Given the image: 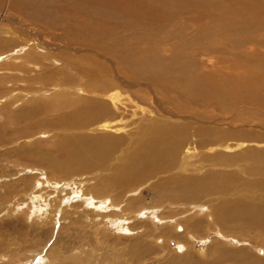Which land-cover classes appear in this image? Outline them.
Returning a JSON list of instances; mask_svg holds the SVG:
<instances>
[{"label": "bare ground", "instance_id": "obj_1", "mask_svg": "<svg viewBox=\"0 0 264 264\" xmlns=\"http://www.w3.org/2000/svg\"><path fill=\"white\" fill-rule=\"evenodd\" d=\"M77 1L78 0H76V2ZM194 1H196V3L201 6L217 5L218 7V5L221 4L220 2L221 0H83L82 2L83 4L80 5L81 9H86V5H89V3L91 5V3L93 2L94 6L90 7V9H92V13L98 14L96 16L102 20L101 23H103V26H101V28L100 27L96 28L92 26L94 21L96 20L94 19L93 21H91L90 27H86L85 25L82 27V24L77 19L75 23L77 25L78 30H74L75 31L74 36L80 39L94 38V40H101L103 34L110 33L106 30L108 24L116 23L124 20H130L137 23L143 22L145 23V25H151L153 22L157 20H164L165 18H170L172 10L174 11L179 10L180 6L189 5ZM253 1L254 0H245L244 3L253 4ZM7 2H6L7 4L4 3L0 4V71L4 68L5 65H7L8 68H11V70L14 67H16L15 69L16 70L18 69L17 70L18 72L20 70H24L23 80L26 83V85L23 88H25L26 90L22 94H24L23 97L25 96L24 97L25 103L22 102L24 104L23 110L22 112H20L21 114H17L18 115L17 119L23 117L22 120H24L25 122L24 124L28 125L31 122L33 123L36 119L40 118L41 113H44L46 110L49 109L57 110L56 108H54V106L50 104L51 100H53L54 104L56 105L61 104L63 105V107H69L71 109H75V112L72 111V113L74 112L73 115L76 113L77 119H75V121H69L70 122L69 126L71 128H75L74 131H76L77 129L79 130L85 129L86 131H90L91 129H93L94 131L96 129L100 131L98 135L95 136V138H92L91 135H89L88 133L87 134L75 133L76 135L72 137V140L69 143H64L63 145H61L60 147L61 150L58 155H56V153L50 155L48 153L45 154L48 156H46L45 161L42 162L48 164L49 167H51L57 174L63 175L65 177H70L69 173H75V174L78 172L89 173V171H91V169L93 168L95 169L98 168L99 172H104V171L109 172L108 174L105 175L106 176L105 179L97 182V184L94 186V189L91 186L85 188V183L83 182L77 183L75 180H74L75 182H71V180H69L66 183V185L64 184L65 186L61 191V193L63 194V198L61 197L62 198L61 199L59 197V199H61L62 202L63 200H66L65 202L68 201L73 202L72 205L74 208L75 207H83L85 209L89 208V210L93 212V215H97L96 217H99L101 219L100 221H98L97 224L92 225L93 228H95L100 224L103 225L107 224L108 226L118 227L120 231H127L128 234L137 232V235H133L131 239V243L128 244L130 245L129 247L130 253L128 257L132 262L142 258H146L152 255V253L154 252L157 253L159 251L162 253V251L165 250L164 245L159 244L163 242V238L156 239L155 242L157 244H153V242L151 244L149 241H146V238L152 237L154 232L156 234L165 235L167 239L175 238L184 242L187 240L186 238L188 234H192L194 235V237L195 236L199 237L198 235H200L202 231L205 232V230H210V231L213 230L217 234L213 238V240L209 242L204 252L197 250L196 246L191 241L188 240V244L178 243V250H180V253L172 251L174 253H171L170 255L167 256L160 255V258L158 259L159 260L162 259V262L159 260L158 261L161 262V264H264V247L261 246L258 247L256 245H253V243H251L249 240H246L242 237L235 238V235L231 234L237 232L242 235L246 234L249 237L255 235L256 239L264 242V151L262 150L255 151L252 148H248L249 145H251L252 143L249 144L244 141L239 142L238 144L235 145H229V144L218 145L216 144L215 140L213 141L212 144H210V142L205 139L199 142L196 141L195 143L190 142V139L192 137H190L189 135H192L193 137L202 136L204 133H206L208 128L207 126H203V127L200 126L196 129L195 134L189 133L191 129V125H194L196 121L198 122L200 120L195 115H189L186 114L185 112L179 113L177 111L179 110L177 107V101H178L177 98L179 96L172 94L170 95V93L166 91L167 86L170 84H172L175 87L174 91L188 88L186 86V82H184V76L187 75L196 78L197 83L195 84V88H199L200 86L203 87L202 90L198 93L199 97H197V98H201L202 92H204V86L206 83H208L207 78L204 75L203 71L200 73L199 69L197 70L192 69L191 65L195 66V64L192 61H190L191 64H189V62L178 64L179 66L177 69L172 67L174 66L172 56L175 57L178 56L177 52L174 51L175 50V48H173L174 45L173 47L170 45L174 49L173 50L174 55L173 54L171 55V61L165 62L164 64L161 62L160 59L157 58H156L157 60L154 61L155 52L154 53L151 52L153 56H151L150 54L143 55V51L147 52L150 49L143 50L142 48L140 50L138 46L137 48H135L138 51L135 52L133 49L123 48L119 44L111 45V47L109 48L106 47V44H103L101 47L102 48L105 47V49H107L109 53H104V52L99 53L95 50V52L102 59L92 58L93 60H89L87 56L89 54L85 55L84 53L79 55L81 59L80 58L72 59L77 57L76 53L73 54L74 52H80L83 49L78 47L74 48L72 46L63 47L61 45L62 43L61 44L58 42L55 43L53 39L52 40L48 39L47 35H45L44 32H41L40 27H42L44 23L49 24V20H50L49 18L50 16L53 15V14L50 15L49 13L45 14V10L43 9L45 8L44 3L42 6L43 8H41L39 11H37L34 8L32 13L30 14L32 16L31 17L30 15L26 14V13L29 14V9L31 6L27 4L25 0H8ZM86 2H88V4ZM34 7H36V5ZM260 9H261V13L264 14V5H262ZM47 12L48 10L46 9V13ZM55 14L57 15V13ZM77 14H75V17L77 16ZM59 15L60 14L58 12V16ZM78 15L80 17V14ZM58 16L57 17L55 16L56 18L54 19L52 18L53 20L51 19V21H53L52 23L54 26H50V27H55V29L45 26L46 29H48L52 33L56 32L58 30L57 26H59L62 23V21H64L63 17L61 16L58 17ZM195 16L192 19L188 18V20L192 21L197 19L198 17ZM41 22L43 23V25ZM83 28L87 30H84ZM206 28L203 27V29ZM60 32L62 33L63 31ZM19 43L20 44L23 43V44L19 46ZM33 43H35L36 45ZM35 46L36 48H38L39 51L50 50V52L48 53L45 52L47 53L46 55L43 56L45 59L48 58V56L50 58V56L53 57L54 55H58V54L61 57L65 55L67 57V58H63L64 59L63 63L58 67L56 71L54 70L55 72L46 73V74L44 73V80L46 81V83L45 82L44 83L48 86L44 84L40 86L38 85L37 87H35L36 85L32 86L31 84L34 83V81L32 82L31 77L34 78L33 77L34 74L32 76V74L28 73L26 70L27 68H29L28 65L30 64H28L29 60H25V58L33 57L34 54H28V53L31 50L29 48ZM131 47H133V44L131 45ZM10 49H13L12 52L8 53L6 56L1 54L4 53V51L6 50L9 51ZM90 49H87V51L88 52L92 51V49L91 50ZM197 49L198 50L196 51L198 53L202 51V48L198 47ZM169 51L171 50L169 49ZM213 51L216 52V50ZM114 55L117 56L118 59H120L114 62L121 64L122 66L121 70L124 72L123 74L115 73L114 75L112 71L110 72L112 74H109L110 67L108 65L110 64V61L113 60ZM36 58H38V56H36ZM42 59L43 58H41V60ZM173 59L177 60L175 58ZM49 60L48 62L52 65V63ZM32 61H34V59ZM38 61L40 62V59ZM114 62H112V64L115 65ZM48 70L46 72H48ZM74 70L78 72L76 76L86 75V77L89 79L88 84L94 88L91 89L93 91L90 90L89 94H87L86 97H80L77 99V101L72 99L73 98L75 99V97L77 98L79 96L78 91L83 90L84 92H87V90L84 85L85 83L82 84L83 87L76 86V88L75 86H73L74 88H70L65 85L66 84L65 81L68 78L76 79L75 76H73ZM29 74L31 75V77L28 76ZM9 76L11 77V75ZM91 79L94 80V82H91L90 81ZM18 82L19 81L15 83L20 85L21 82L20 83ZM6 87L8 88L9 86ZM123 88L126 89L125 91H129L131 89L132 92L130 94L126 92L125 94ZM87 89L89 90L90 88ZM238 89L240 91L238 90V92H235V95L232 97L233 101L229 102L231 103L232 106L237 107L239 104L245 101H250L251 103H253L252 92L247 94V92L242 91V89L240 88ZM166 94H168L167 96L169 98L164 97V95ZM132 95L136 99H139V101H141L142 103L144 101L146 102L151 101L150 106L148 105V107L149 108L153 107V110H151L152 117L150 118L152 121L149 124H145L139 127V129L136 132L137 135L136 139L132 137V135H129L130 138L127 139L125 137L123 138V136L120 135V132H122L123 129H125V127H121L117 125L118 123L120 124V122H116L119 119V117L122 115L121 114L122 107L127 106L126 104L128 102L126 101L137 102L138 104L134 102L132 103L141 107L140 109H142V113L141 112L139 113H141L142 116H139V118L137 119H142V120L139 121L138 124L143 121V115H145V110L143 108L145 106L142 107V104L139 101H136ZM54 96H58L59 98H56ZM166 101L169 103V105L166 103ZM247 103L248 102H246L245 104ZM16 105L18 106V104ZM126 112L129 111L127 110ZM134 113H136V111H134ZM17 115L15 113H12L10 114V116H8V118L14 119V116ZM175 118L177 119L181 118L184 121L186 120L187 122L176 123L173 121V119ZM122 119L123 118H120V120ZM95 124L97 125L94 128H92V126H94ZM134 124L137 123L134 122ZM63 125L61 127H63ZM55 126L56 125H54V127ZM10 128L11 127H9V129ZM16 129L17 128H15V130ZM15 130L13 133H15ZM68 130L71 131V129L69 128ZM113 131L115 132L120 131V132H118L119 134L117 135L116 134L111 135L109 132H113ZM20 133L22 134V132ZM20 133L18 132V134ZM220 135H222V133ZM126 143L129 145L132 144L129 149L123 146ZM212 145L214 146L211 147ZM206 146L207 148L211 147L212 149L211 151H219V153L216 154H214L213 152L205 153L203 151L202 153L199 154L202 157L200 158V160H202L203 162L205 160L211 163L212 166H216L217 168H208L207 172L204 175H200L201 174L200 171H203L206 165L204 166L201 165V167H198L196 164L197 162L195 163L193 162L192 156L193 155L194 156L196 155L197 157L199 156L196 153L194 154L192 153L198 151L199 149H203ZM221 149L222 150L224 149V151L226 152L239 150V149L243 151L239 153H237L238 151L233 152L232 155L229 154L225 155L220 151ZM6 155L7 153L5 151L4 156ZM21 158L22 156H20V159ZM240 158L245 159V161L247 159L248 161L247 163L245 162L246 165L240 163V165L243 166L240 167L239 171L237 170L228 171L222 168L223 166L231 167L234 165H238L236 162L239 161ZM108 159L110 160L113 159L112 160L113 163L109 164L107 162ZM38 160L41 159L39 158ZM190 168L192 169L191 170L192 174L187 172L190 170ZM29 169L30 168H28L27 170ZM23 170L25 169L23 168ZM45 172H48V170ZM50 172L51 171H49V173ZM52 173L51 175H53ZM193 173H197V175ZM243 173H246L248 176L246 177L243 176ZM150 178H157L158 182L157 184H155L154 188L157 191H159V193L162 195L161 196L162 199H166L168 201L170 200L171 201L169 202L170 204L172 205L176 204V206H178L177 209L179 210L175 211L176 213H178L176 216L168 219L163 216L166 213L165 212L163 213V210L161 211L160 208H144L141 214L137 215V216H143V220H139L138 218L135 219L136 216L135 218L133 217L136 214V212H134L133 210V206L139 201H141V196L134 195L132 198H126L127 196L126 194L136 184L141 183V181L143 182L144 180ZM45 179H47V177L44 176L41 182L42 184L45 182ZM48 181L50 182L51 179L50 180L48 179ZM72 186L73 188L74 187L78 188V190L72 189L73 191H76L75 194L77 192H81L84 194V196H80L81 195L80 194L79 199H77V197H74V195H69L70 191L68 190H70L69 187ZM108 187H111L115 191V193L110 192ZM20 190H22V188ZM40 190L42 191V188ZM58 196H60V194H58ZM51 197L54 198L53 195ZM207 197L208 198L211 197L212 204L209 206L206 205V203L205 204L200 203ZM36 198L38 197L36 196ZM32 201L34 202L33 199ZM49 202L51 203V201ZM105 202H107L108 204ZM178 202L180 203L177 204ZM30 204L32 205V203ZM58 204L60 205L61 203ZM41 206L44 207V205ZM56 209L59 210L58 208ZM38 210H36V213L37 216L40 218V216L43 214L39 213L41 214L39 215ZM51 210H55V209L51 208ZM72 211L74 210L72 209ZM94 211H97V214ZM53 212L55 213V211ZM125 212L132 213L133 216L130 214H124ZM188 215L189 217L186 220L182 219V217H187ZM37 216L35 217L36 219ZM179 217H181V220H179L180 219ZM93 218L97 219L94 216ZM45 219L46 218H44L43 220ZM155 221L158 223H156ZM46 222L48 221L46 220ZM205 222L208 224L207 226L205 225ZM42 223L44 222H41V224ZM173 223L176 224L181 223L184 226H186L185 228L186 233H178V234L174 233V226L170 225ZM160 224H164V225L159 226ZM105 227L107 226L104 225V228ZM139 233L140 235H138ZM110 235H112V233ZM232 238L235 242H239V243L236 245L232 241ZM248 246H251L252 248H249ZM250 249L255 251L260 257H255V258L251 257L249 255L251 253ZM84 255L86 256V253H84ZM5 257H8V254L7 256L5 255ZM77 257L76 254H72L69 258L65 257L64 258L65 260L60 261L58 264H69V260H71V264H74L76 260L79 259V258L77 259ZM54 259L55 257H53V259H48V257L45 256V258H43L42 260L44 261L47 260L48 262L49 261L51 262V260ZM97 259H99V257H97ZM93 260L94 258L91 259L89 264H94V262H92ZM105 260L106 258L103 260L104 263L102 264H107L105 263ZM87 261H85L84 264H86Z\"/></svg>", "mask_w": 264, "mask_h": 264}, {"label": "rangeland", "instance_id": "obj_2", "mask_svg": "<svg viewBox=\"0 0 264 264\" xmlns=\"http://www.w3.org/2000/svg\"><path fill=\"white\" fill-rule=\"evenodd\" d=\"M7 1L8 0H0V4L1 3L7 4L8 3ZM25 1L27 4L31 6L30 7L28 5L30 9H29V14L26 13L27 15H30L34 10V8L37 11H39L41 8H43L42 7L43 3L45 4V8L47 6L46 9L48 10V12L46 13V9L43 8L45 10V14L49 13L50 15L52 14L54 15V17L53 15L50 16L49 24L44 23L43 25V23L41 22L43 26L40 27V30L41 32H44L45 35H47L48 39L50 40L53 39L55 43L57 42L60 44L62 43L61 45L63 47L72 46L74 48L78 47L83 49L80 52H74L73 54L76 53L77 57L72 59L80 58L79 55L83 53L85 55L89 54L87 55L89 60H93L92 58L102 59L95 52V50L99 53L102 52L109 53L104 46H103L104 48L101 47L103 44H106L107 48L111 47V45L119 44L123 48H131L135 52L138 51L137 49H135L138 46L140 50L142 48L143 50L150 49L151 51L150 50H148L147 52L143 51V55L150 54L151 56H153L151 52L153 53L155 52L154 61L160 59L161 62L164 64L165 62L171 61V55L172 54L174 55L173 48H175L174 51L177 52L178 56L177 57L172 56L173 65H174L172 67L177 69L179 66L178 64H183L188 62L189 64H191L190 61H192L195 64V66L191 65V68L195 70L199 69L200 73L203 71L208 82L204 86V92H202L201 98H197V97H199L198 93L202 90L203 87L200 86L199 88H195V84L197 83L196 78L187 75L184 76V82H186V86L188 88L174 91L175 87L172 84L167 86L166 91L170 93V95L172 94L179 96L177 98L178 99L177 107L179 110L177 111L179 113L185 112L186 114L189 115H195L200 120L198 122L196 121L194 125H191V129L189 133L195 134L196 129L200 126L202 127L207 126L208 128L206 133H204L202 136L193 137L192 135H189L190 137H192L190 139V142L195 143L196 141L199 142L205 139L208 140L210 144H212L213 141L215 140L216 144L218 145L221 144L235 145L238 144L239 142L244 141L249 144L252 143L251 145H249L248 148H252L255 151L257 150L264 151V143H263L264 142V14L261 13V9H260L262 5H264V0H254L253 4H248V3L245 4L244 3L245 0H221L220 1L221 4H219L218 7L217 5H214L215 7L212 5L201 6L197 4L196 1H194L189 5L180 6L179 10L176 11L172 10L170 18H165L164 20H157L153 22L151 25H145V23L143 22L137 23L130 20H124V21L108 24L106 30L110 33L103 34L101 40H94V38L80 39L74 36L75 33L74 30H78L77 25L75 23L77 19L82 24V27L84 25L86 27H90L91 26L90 23L94 19H96L94 21L95 24L93 23L92 26L96 28L98 27L101 28V26H103V23H101L102 20L96 16L98 14L92 13V9H90V7L94 6L93 2L91 3V5L90 3L89 5H86V9H81L80 5L83 4L82 3L83 0L81 1L78 0L79 3L78 1L76 2V0L74 1L73 0H25ZM86 3L88 4V2ZM35 5L36 7H34ZM57 9L60 10L58 11ZM57 11L60 14L59 16ZM55 13H57V15ZM77 13L80 14V17ZM75 14H77L76 17ZM195 15L198 17L197 19L192 21L188 20V18L190 19L194 18ZM55 16L56 17L61 16L64 19V21H62V23L59 26H57L58 30L56 32L58 33L56 32L52 33L48 29H46V27L55 29V27H50V26H54L52 23L53 21H51V19L56 18ZM64 22L66 25L64 24ZM203 27L204 28L207 27V28L203 29ZM83 29L87 30L85 28ZM60 31L63 32L61 33ZM22 44L19 43V46H21ZM84 44L86 47L84 46ZM132 44L133 47H131ZM170 45L172 47L174 45V47L172 48ZM88 47H90L92 51L93 50L94 51L88 52L87 49H90ZM198 47L202 48V51L199 53L196 51L198 50L197 49ZM13 49H10L11 51L6 50L4 51V53L1 54L6 56L8 53L12 52ZM29 49H31L32 51L30 50L28 54H34L33 57L25 58V60H29L28 64H30L28 65L29 68H27L26 70L28 73L32 74V76L34 74L33 77L35 78V79L32 78L30 74L28 75L29 77H31L32 82L34 81V83H32L31 85L32 86L36 85L35 87L43 84L46 85L45 84L46 81L44 80V73L46 74V73L55 72L58 69V67L63 63L64 61L63 58H67V57L66 55L61 57L58 54V55H54L53 57L50 56V58L48 56V58L45 59L43 56L46 55L48 52H50V50L39 51L38 48H36V46L30 47ZM169 49L171 51H169ZM213 50H216V52ZM36 56H38V58H36ZM41 58L45 60L43 59L41 60ZM52 58L53 59L55 58L54 60L56 62ZM173 58L177 60H174ZM33 59L34 61H32ZM39 59L40 62L38 61ZM47 59L48 60L50 59L49 61L52 63V65L48 62ZM116 60H120V59H118V57L114 55V58L111 61L114 62ZM111 61L110 64L108 65L110 67L109 74H112L110 73L111 71L114 73V75L115 73L123 74L124 72L121 70L122 68L121 64L114 62L115 63L114 65L112 64ZM34 63L37 64L35 65ZM15 68L16 67H14L11 70V68H8V66L5 65L4 68L0 71V77H1L0 78V95H1L0 127L1 126L3 127L0 128V166H1L0 167V205H1L0 206V252H1L0 264H10V263L37 264L39 261L41 262H39L38 264L41 263L58 264L60 261L65 260L64 259L65 257L69 258L72 254H76V257L79 256L77 257V259L78 258L79 259L76 260L74 264L77 263L84 264V262L87 260L88 261L86 262V264H89L91 259L93 258L94 260L92 262H94V264L104 263L103 260L105 258H106L105 263L107 264H128V263L129 264H161L162 259L160 260L158 259L160 258V255L167 256L174 252L180 253V250H178V243L188 244V240L191 241L196 246L197 250H200L201 252L205 251L209 242L212 241L217 234L213 230L212 231L205 230V232L202 231V233L198 235L199 237L196 236L194 237V235L188 234L186 238L187 240L184 242L175 238L167 239L165 235L156 234L154 232L152 237L146 238V241H149L151 244L152 242L153 244H157L155 240L158 238H163V242L159 244L164 245L165 250H163L162 253L159 251L157 253L154 252L152 253V255L146 258H142L132 262L128 257L130 253L129 250L130 245L128 244L131 243V239L133 235H137V232L129 233L130 234L129 235L127 231H120L118 227L108 226L107 224H104L107 226L105 228L103 224H100L95 228H93L92 225L97 224L98 221H100L101 219L99 217H96L97 215H93V212H91L89 208L87 209L83 207L74 208L72 205L73 202L71 201L65 202L66 200H63L62 202L61 199L63 198V194L61 193V191L69 180H71V182L76 181L77 183L83 182L85 183V188L91 186L94 189V186L97 184V182L105 179L106 178L105 175L108 174L109 172L107 171L99 172L98 168L96 169L93 168L91 169V171H89V173L88 172H82V173L78 172L76 174L69 173L70 177H65L63 175L57 174L51 167H49L48 164L42 162L45 161L46 156H48L45 154L48 153L50 155L56 153V155H58L61 150L60 149L61 145H63L64 143H69L72 140V137H74L77 133H86V134L88 133L89 135H91L92 138H95V136H97L100 131L96 129L94 131L93 129H91L92 131L91 130L86 131L85 129H80V130L77 129L76 131H74L75 128H71L69 126L70 123L69 121H75V119H77L76 113L73 115L75 109H71L69 107H63V105L61 104L56 105L54 104L53 100H51L50 104L54 106V108H56L57 110L54 109L46 110L44 113H41L40 118L36 119L33 123L31 122L32 125L31 123L28 125L24 124L25 122L24 120H22L23 117L17 119L18 118L17 114H21L20 112H22L23 110V105H24L23 103H25V98H24L25 96L23 97L24 94L22 93H24L26 90L25 88H23L25 87L26 83L23 80L24 70H20L21 72L20 71L18 72L17 71L18 69L16 70ZM47 70L48 72H46ZM74 71H73V76H75L76 79L68 78L65 81L66 82L65 85L70 88H74L73 86H75L76 88V86L83 87L82 84L85 83L84 85L87 90V92H84L83 90L78 91L79 96L77 98L75 97V99L74 98L72 99L77 101V99L80 97H86L87 94H89L90 90L94 88L88 84L89 79L86 77V75L76 76L78 72L75 71L74 73ZM9 75H11V77ZM17 81H19L18 83L21 82V84L19 85L15 83ZM90 81L94 82V80L92 79ZM13 85L16 86L14 87ZM6 86L9 87L7 88ZM87 88L90 89L88 90ZM238 88L242 89V91L247 92V94L252 92L253 103H251L250 101H245L239 104L237 107L232 106L231 103L229 102L233 101L232 97L235 95V92H238L239 90ZM123 89L125 94L126 92L129 94L132 92L131 89L129 91H125L126 90L125 88ZM12 93L13 94L15 93L17 96L15 94L13 95ZM167 95L168 94L164 95V97L169 98ZM9 96L11 97L14 96V97L11 98ZM54 97L59 98L58 96H54ZM134 99L136 101H139V99H136L135 97ZM126 102H128L126 104L127 106L122 107V113H121L122 115L116 121V122H120V124L118 123L117 125L121 127H125V129H123L122 132L120 131L118 132H120V135H122L123 138L125 137L128 139L130 138L129 135H132V137L136 139L137 138L136 132L139 129V127L145 124H149L152 121L150 118L152 117L151 110H153V107L151 108L148 107V105L150 106L151 101H147V102L144 101L143 103L139 101L142 104V107L145 106L143 107L145 110V115H143V121L138 124V122L142 120V119H137L139 118V116H142L141 114L142 109H140L141 107L136 105L138 104L137 102L134 101H126ZM246 102L248 103L245 104ZM166 103L169 105L167 101ZM16 104H18V106ZM128 105L132 107H129ZM127 110L130 113L126 112ZM72 111L74 112L72 113ZM134 111H136V113H134ZM12 113H15L17 116H14V119L11 118L12 119L11 122V119H9L8 116H10V114ZM120 118L123 119L120 120ZM173 121L176 123L187 122L186 120L184 121L181 118L180 119L175 118L173 119ZM134 122H136L138 125L134 124ZM54 125L56 126L54 127ZM62 125L63 127H61ZM96 125L97 124L92 126V128H94ZM65 126L71 129V131L68 130V128ZM9 127H11L10 128L11 130L9 129ZM15 128H17L16 129L17 131L15 130ZM14 130L15 133H13ZM18 132L19 133L22 132V134L21 133L18 134ZM118 132L113 131L109 133L111 135L113 134L117 135L119 134ZM221 133L222 135H220ZM131 145L126 143L123 146L129 149ZM213 146L214 145H212L211 147ZM211 147L207 148L206 146L205 148L199 149L198 151L192 153V154L196 153L199 156V157H197L196 155L192 156L193 162L194 163L197 162L196 164L198 167H201V165L203 166L206 165L203 171H200L201 173L200 175H204L207 172L208 168H217L216 166H212L211 163L205 160L204 162L200 160V158L202 157L199 154L202 153L203 151L205 153L208 152H213L214 154L219 153V151H211L212 150ZM7 149L9 150V152L11 150V152L9 153ZM239 150L226 152L224 151V149L223 150L221 149L220 151L225 155L226 154L232 155L233 152L238 151L237 153H239L243 151V150L240 151ZM5 151L7 153L6 156H4ZM20 156H22L21 158L22 160L20 159ZM39 158L41 160H38ZM112 160L113 159L111 160L108 159L107 162L109 164H112L113 163ZM239 161L236 162L238 165H234L231 167L223 166L222 168L228 171L230 170L239 171L240 167L243 166L245 162L247 163L248 160L246 159L245 161V159L240 158ZM240 163H242L243 165H240ZM23 168L25 170H23ZM26 168L27 169L30 168L31 171L30 169L27 170ZM47 170L48 172H45ZM191 170L192 169L190 168V170L187 172L191 173ZM49 171L51 172L49 173ZM51 173L53 175H51ZM193 174L197 175V173H193ZM44 176L47 177V179H45L44 182L46 184L41 183ZM243 176L246 177L248 175L246 173H243ZM48 179L49 180L51 179V181L49 182ZM157 182H158L157 178H150L144 180L143 182L141 181V183L136 184L131 190H129V192L126 194L127 195L126 198H132L134 195H138V196L140 195L141 201H139L133 206V210L134 212H136L134 216L132 215V213L129 212H125L124 214H130L134 218L136 216L135 219L138 218L139 220H143V216H137V215H140L142 210H144V208H160L161 211L163 210V213L164 212L166 213L165 215H163L165 218L169 219L176 216L178 213H176L175 211L179 210L177 209L178 206H176V204L173 205L170 204L169 203L171 202L170 200L168 201L166 199H162L161 197L162 195L159 193V191H157L154 188ZM21 188L22 190H20ZM41 188L42 191L40 190ZM69 188H70V190H68L70 191L69 195H74V197H77V199H79L80 194H81L80 196H84L83 193L77 192L78 194L77 193L75 194L76 191L72 190V189L78 190V188L76 187L73 188V186ZM108 188L110 192L115 193V191L111 187ZM27 194L29 195L30 198L28 197ZM58 194H60V196H58ZM50 195L51 196L53 195L55 199L52 198ZM31 196L35 198H32ZM36 196L38 198H36ZM59 197L62 198L59 199ZM25 198L27 202L25 201ZM32 199L34 200V202L32 201ZM49 201H51V203ZM30 203H32V205ZM58 203L61 204L59 205ZM179 203L180 202H178L177 204ZM200 203L203 204L206 203V205L208 206L211 205L212 204L211 197L205 198ZM41 205H44L45 208ZM51 208L55 210H51ZM56 208H58L59 210H57ZM72 209L74 211H72ZM36 210L39 211L38 214L39 213L43 214V215L39 214L42 216V217L40 216V218L42 219H40L37 216ZM53 211H55V213ZM94 212L97 214V211ZM36 216L38 220L35 218ZM93 216L97 219H94ZM188 217L189 215L187 217H182V219L186 220ZM44 218L46 219L43 220ZM179 218H180L179 220H181V217ZM46 220L48 222H46ZM41 222H44L42 223L43 225L41 224ZM161 225L164 224H160L159 226ZM170 225L174 226V233L176 234L186 233V229H185L186 226H184L183 224L173 223ZM205 225L207 226L208 224L205 222ZM111 233L112 235H110ZM231 234L235 235V238L242 237L246 240H249L251 243H253V245H256L258 247L260 246L264 247L263 244L264 242L256 239L255 235L249 237L246 234L242 235L237 232ZM138 235H140V233ZM232 241L236 245L239 243V242H235L233 238ZM248 247L252 248L251 246ZM250 252L251 253L249 255L251 257L253 258L260 257L252 249H250ZM84 253H86V256L84 255ZM7 254L9 258L5 257V255L7 256ZM45 256H47L48 259H53V257H55V259L51 260V262L50 261L48 262L47 260L44 261L42 259L45 258ZM97 257H99V259H97ZM158 260L161 262H159ZM107 261H110L111 263ZM69 264H71V260H69Z\"/></svg>", "mask_w": 264, "mask_h": 264}]
</instances>
